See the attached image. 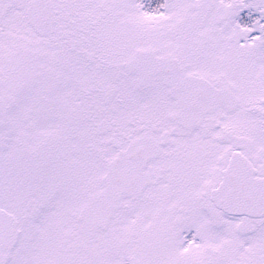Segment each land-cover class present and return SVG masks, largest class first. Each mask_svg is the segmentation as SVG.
Returning <instances> with one entry per match:
<instances>
[{
    "label": "snow or ice",
    "instance_id": "6c2138e0",
    "mask_svg": "<svg viewBox=\"0 0 264 264\" xmlns=\"http://www.w3.org/2000/svg\"><path fill=\"white\" fill-rule=\"evenodd\" d=\"M0 264H264V0H0Z\"/></svg>",
    "mask_w": 264,
    "mask_h": 264
},
{
    "label": "rangeland",
    "instance_id": "374dc122",
    "mask_svg": "<svg viewBox=\"0 0 264 264\" xmlns=\"http://www.w3.org/2000/svg\"><path fill=\"white\" fill-rule=\"evenodd\" d=\"M148 2H149V3H152L153 6H155V4H156L157 2H159V0H155V1H153V0H148ZM154 2H155V3H154Z\"/></svg>",
    "mask_w": 264,
    "mask_h": 264
},
{
    "label": "flooded vegetation",
    "instance_id": "af4514ba",
    "mask_svg": "<svg viewBox=\"0 0 264 264\" xmlns=\"http://www.w3.org/2000/svg\"><path fill=\"white\" fill-rule=\"evenodd\" d=\"M153 1H155V0H153ZM155 3V2H154Z\"/></svg>",
    "mask_w": 264,
    "mask_h": 264
}]
</instances>
